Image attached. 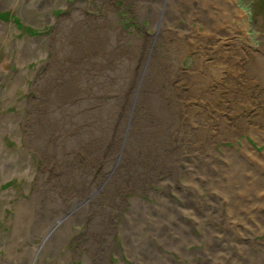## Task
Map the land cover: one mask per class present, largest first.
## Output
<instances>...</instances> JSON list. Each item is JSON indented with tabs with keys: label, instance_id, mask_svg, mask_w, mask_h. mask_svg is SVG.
Returning <instances> with one entry per match:
<instances>
[{
	"label": "rangeland",
	"instance_id": "rangeland-1",
	"mask_svg": "<svg viewBox=\"0 0 264 264\" xmlns=\"http://www.w3.org/2000/svg\"><path fill=\"white\" fill-rule=\"evenodd\" d=\"M189 1L191 13L181 0H0V264H264V207L239 206L235 184L241 161L264 171L262 21L234 0L233 30H211L219 19ZM97 27L111 60L92 53L100 68L88 63L81 91L58 103L55 61L78 64L63 54ZM246 135L260 152L244 150ZM104 143L117 153L114 216L92 187L107 173ZM63 178L88 188L63 196L70 209Z\"/></svg>",
	"mask_w": 264,
	"mask_h": 264
},
{
	"label": "bare ground",
	"instance_id": "bare-ground-1",
	"mask_svg": "<svg viewBox=\"0 0 264 264\" xmlns=\"http://www.w3.org/2000/svg\"><path fill=\"white\" fill-rule=\"evenodd\" d=\"M181 1L183 2L181 4V7L188 8V12L191 13V9H189V2L190 1L189 0H181ZM191 1H192V3H194V6H196V8L200 12L212 13L215 15L216 18L219 19L218 23H211L212 25L208 26L209 29L213 30L211 27L214 25V26L219 27V28L223 27V29H221L223 31V30L227 29V24H228V29L233 30L232 22L225 19V17L227 14H230L236 8L234 0H229V2H225L223 4L220 2L219 3L215 2L214 0H199V1L198 0H191ZM106 5H109V4H106ZM144 5H145V2H144ZM228 5H231L232 7L228 8ZM107 11L108 12H106V19L104 21V33L106 35H108V33L106 32L105 29L112 27L110 25L111 17H110L109 11H111V10L109 7L107 8ZM99 28L100 27L96 28V33H93V30H91L92 34L96 35V37L93 40H91L89 35L85 36V40H84V38H81L82 36L79 37V39L82 41V42H80L79 46L82 48L81 45L82 44L84 45V48L86 49V55H84V48H82L83 50L82 49H76L73 51L69 50V51H67V54H63V58L67 59V57H69L71 59L70 61H74L77 59L80 60V62L78 64L76 63V64H74V66L72 65V67H69L70 68L69 71L66 72L67 69L65 71L63 70V65H62L63 62H61L62 61L61 57L59 58V61H57V62L55 61L54 68H55L56 72H58V73L54 74V76H55V78H57V76L59 74H61L62 79L59 83H55V84L51 83L50 84V89L52 92H50L48 94H51V96L55 97V99L57 100L58 103L63 104L64 101L69 96L76 95V93L79 92V90L81 91L82 84H83V78L81 77V74H83V71L85 69L86 70L88 69V66H89L88 63L96 65L97 69L100 68V66L102 64H100V66H98L94 62L95 59L92 60V53H95V58H96V54H98L100 52L105 53V54H107V57L109 56L108 60H111V56H112L111 51L112 50H111V48L109 50H107L106 44H104V40L107 41L108 38L105 36V34H101L102 36L100 37L101 29H100V33H98V31H97V29H99ZM96 50H98L99 52ZM85 56H86V60L84 59ZM108 60H106V61H108ZM168 60L169 59H167L166 54H164L163 56L160 57V60H158V62L160 65L166 64L165 66L168 67V63H169ZM157 63L154 62V65L156 66ZM75 67L78 68V70H79L78 72H81V73H77V74H79V78H77V77L75 78V75H73V73H70L72 68L75 70ZM158 67H161V66L158 65ZM89 68H92V66H89ZM159 72H160V70L158 68L154 67V69L152 70V76L157 75ZM85 74H86V72H85ZM55 78H53V79H55ZM68 78H72V80L70 82H68ZM174 86H176V85H174ZM47 88H48V83H47ZM61 104H60V106H61ZM170 109H173V107H171ZM164 110H165V108H164ZM105 140H106V138L102 137V141L104 142ZM244 141H245V143H244L245 149L243 148L244 150H247V149L252 150L253 149L254 151L258 152L250 142H247L246 140H244ZM113 147H114L113 144L109 145L108 143H104V144L99 145V149L96 151V157L98 156L99 161H107L108 162L106 164L107 173H105V175H104V170H103L102 178L105 177L103 179L104 181L103 182L101 181L98 184L95 183L92 185L93 188H95L102 196H104L103 197L104 202L102 203V206L110 207L109 212H110V215H112V216H114V213H115L114 209L116 206V202L119 203V201H120L119 193H121V191H118L117 185H115V178L113 177L114 171L108 172V171H110V169H112L113 164H114L115 158L113 155H115L117 157V153ZM88 148H92V146L87 147L85 149V151H87ZM228 148H232V147H228ZM112 149L114 152L111 151ZM120 150H121V152L119 153V155L124 156L125 157L124 160L130 159L132 161V153L129 154L128 151L125 148H123V146H120ZM234 152H236V151H234ZM245 152H248V151H245ZM186 153H193V151H186ZM141 155L142 154H140L138 156L139 161L140 162L146 161V158L144 156H141ZM245 155H247V154H245ZM127 157H129V158H127ZM92 161H94V159ZM154 162H157V160H155ZM241 165H243V166H241ZM241 165L237 164V166L243 167L244 170L246 169V173H244V172L240 173V177H243V180H244L243 182H237L236 181V183H235V184H238V189H239L240 195L242 196V199H243L242 202H238V204L243 203L244 205H247V208L250 209L251 211L254 209L253 208L254 205L256 207H262L263 208L264 207V171L258 169L257 167H254V166L250 167L244 161H241ZM249 170L251 172H249ZM257 171H258V173L256 176L253 173H256ZM77 174L79 175V173H77ZM62 180H65V182L63 183L64 184L63 186L61 185V188L59 190L60 191L59 194H61L60 197L62 198L60 206L66 205V207L70 209L72 206V204L69 203V201H68L70 197L66 198L63 196L67 195L70 191H72L73 194L77 195V196L85 195L88 192V188H86L87 185H84L85 180L83 178H78V179L73 180L72 181L73 186H71V183H70L71 181L67 182V179H65V178H63ZM234 182H235V180H234ZM118 186H119V184H118ZM128 190H131L130 185L125 187L124 189H122L123 192H126ZM45 196L49 197V195L48 194L46 195L45 192H43V194L41 196L36 194L32 197L29 204H36V203H38V200H40V198L41 199L45 198ZM24 204H28V202L23 203L19 206V208L17 210V221L19 219L21 220V213H23L27 209ZM239 206H240V204H239ZM254 216L257 217V215H254ZM62 217L63 216H60L59 219L62 220L63 219ZM17 221H16L15 229L20 224ZM63 222L65 223L64 220H63ZM25 234L26 233H24V236H25ZM30 235L31 234H28V235L26 234V237H30ZM243 235H246V234L244 233ZM246 245H247V250L249 253L250 252L249 250L251 248H253V241L250 240ZM254 245L256 247L259 246V249H260L259 261L264 262V242H261L260 244L257 242H254ZM157 251H158V255L161 257L160 251L158 249H157ZM68 259H69V256L67 255V260Z\"/></svg>",
	"mask_w": 264,
	"mask_h": 264
},
{
	"label": "trees",
	"instance_id": "trees-1",
	"mask_svg": "<svg viewBox=\"0 0 264 264\" xmlns=\"http://www.w3.org/2000/svg\"><path fill=\"white\" fill-rule=\"evenodd\" d=\"M250 1V16L251 19L254 21L261 20L262 21V28L264 29V0H249ZM7 183L6 185H8Z\"/></svg>",
	"mask_w": 264,
	"mask_h": 264
},
{
	"label": "flooded vegetation",
	"instance_id": "flooded-vegetation-1",
	"mask_svg": "<svg viewBox=\"0 0 264 264\" xmlns=\"http://www.w3.org/2000/svg\"><path fill=\"white\" fill-rule=\"evenodd\" d=\"M72 258V257H71Z\"/></svg>",
	"mask_w": 264,
	"mask_h": 264
}]
</instances>
